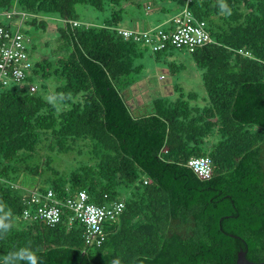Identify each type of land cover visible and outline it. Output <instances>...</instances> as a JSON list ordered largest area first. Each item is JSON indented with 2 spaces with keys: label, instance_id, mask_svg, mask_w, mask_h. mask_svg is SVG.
<instances>
[{
  "label": "trees",
  "instance_id": "trees-1",
  "mask_svg": "<svg viewBox=\"0 0 264 264\" xmlns=\"http://www.w3.org/2000/svg\"><path fill=\"white\" fill-rule=\"evenodd\" d=\"M143 3L0 0V14L12 12V22L25 14L26 24L45 31L46 18H58L55 59L33 63L23 82L0 84V202L13 214V227L0 238V264L29 242L39 264H236L241 250L264 261V0H194L190 9L213 40L189 52L202 71L206 103L194 104L198 94L177 83L175 99L156 97L136 115L124 93L144 69L137 61L152 52L166 63L175 50L153 52L118 34L125 6ZM78 5L111 8V15L103 25L85 24ZM38 78L54 82V99L49 86L40 92ZM74 152L89 161L52 166ZM202 156L212 160L210 178L189 166ZM23 174L41 176L43 186L22 187ZM36 188L59 198L84 189L91 202L126 206L108 224L105 242L87 246L84 225H70L66 214L55 226L23 218Z\"/></svg>",
  "mask_w": 264,
  "mask_h": 264
},
{
  "label": "built area",
  "instance_id": "built-area-1",
  "mask_svg": "<svg viewBox=\"0 0 264 264\" xmlns=\"http://www.w3.org/2000/svg\"><path fill=\"white\" fill-rule=\"evenodd\" d=\"M194 0H186L181 11L172 19L171 27L155 26L149 29L132 27H116L118 34L125 39L143 42L153 52L166 48H181L194 52L198 47L212 42L211 33L203 20H197L190 9ZM12 22L13 13L0 14ZM26 15L21 18L23 21ZM75 24H79L75 22ZM27 36L22 28H13L12 24L0 21V84L7 86L11 82H23L30 74L33 62L27 46ZM239 53L252 57L250 51L240 49ZM31 92L38 89L37 84L29 86ZM189 166L201 177L210 178L213 174L212 160L208 156L195 157ZM27 207L23 218L36 220L49 226H55L62 221L64 214L72 225L75 221L85 227V243L87 246H100L107 239L108 224L117 220L125 209L124 200H114L108 204H98L90 201L88 192L84 189L66 198H59L52 189L36 188L29 193Z\"/></svg>",
  "mask_w": 264,
  "mask_h": 264
},
{
  "label": "rangeland",
  "instance_id": "rangeland-1",
  "mask_svg": "<svg viewBox=\"0 0 264 264\" xmlns=\"http://www.w3.org/2000/svg\"><path fill=\"white\" fill-rule=\"evenodd\" d=\"M164 3L168 4L167 7L170 8V11L165 12L164 15L173 16L178 12L179 5L176 2L165 1ZM125 8L127 9V13H123L124 18L120 22L121 27H130L132 21L135 22L136 27L134 28L137 29H146L143 27L149 26H146L141 21H138V19H140L146 22L149 17L144 3L141 8L132 6V4L125 6ZM77 12L79 13L83 23L89 25H103L106 18L111 15V8L102 12L87 5H78ZM46 19L48 26L45 31L34 28L26 24L25 21L21 22L20 19L16 22H12L13 28L20 26L24 32H26L28 39L27 46L33 63L41 61L43 58L55 59L53 52L57 47L58 34L55 23L58 18L54 16L47 17ZM151 21L154 24L158 23L157 21H154V18H151ZM163 61L167 62H157L155 60V55L152 52L145 54L143 58L137 61V64H143L144 69L141 74L138 75L139 80L124 93L128 104L131 106L136 115L146 114L148 112V107L151 106L152 100L156 97L163 96L175 99L178 96V92L174 87L177 83L180 84L186 92H196L198 94L197 100L193 101L194 104L203 106L206 103L205 99L207 98V92L202 81V71L198 68L188 50L175 48L170 56L167 58L164 57ZM170 62L182 65L184 68L181 71L173 73L169 67ZM36 83L40 87V92L45 90L41 87L42 85L49 86L46 95L50 99H54L53 92L51 90L53 89L52 86L54 85V82L38 78ZM46 152L47 151H43L40 152V154L44 156L43 154H46ZM88 161L89 159L86 153L78 154L74 152L68 154V156L59 155V157L52 163V166L59 170H68L76 168L80 164ZM19 182L23 185L22 187H24L25 184H28L31 187L43 186L41 176L23 174L19 179ZM122 194L123 196L127 195V193Z\"/></svg>",
  "mask_w": 264,
  "mask_h": 264
},
{
  "label": "clouds",
  "instance_id": "clouds-1",
  "mask_svg": "<svg viewBox=\"0 0 264 264\" xmlns=\"http://www.w3.org/2000/svg\"><path fill=\"white\" fill-rule=\"evenodd\" d=\"M5 205L0 202V238H3L13 227V214L11 209L5 211ZM38 250L31 247V242L27 246L21 247L15 251L9 252L3 257V264H39L40 257ZM118 264V262H115Z\"/></svg>",
  "mask_w": 264,
  "mask_h": 264
},
{
  "label": "crops",
  "instance_id": "crops-1",
  "mask_svg": "<svg viewBox=\"0 0 264 264\" xmlns=\"http://www.w3.org/2000/svg\"><path fill=\"white\" fill-rule=\"evenodd\" d=\"M144 2L145 8L147 10V13L149 14V17L147 18V21H143L138 19V21H141L144 25H149L148 27H143L146 29L153 28L155 26L162 25L163 27H171L172 26V19L173 17L180 11V6L179 10L176 14L173 16H166L164 15L166 12V9L169 8L167 7L168 4H165L164 2H161V0H142ZM134 18V17H133ZM132 18V19H133ZM146 18V17H144ZM151 18H154V21H157V24H154L151 21ZM132 28L136 27L135 22L132 21L131 26Z\"/></svg>",
  "mask_w": 264,
  "mask_h": 264
},
{
  "label": "water",
  "instance_id": "water-1",
  "mask_svg": "<svg viewBox=\"0 0 264 264\" xmlns=\"http://www.w3.org/2000/svg\"><path fill=\"white\" fill-rule=\"evenodd\" d=\"M236 264H264V261L261 262L252 261L247 257V251L241 250L238 253V259Z\"/></svg>",
  "mask_w": 264,
  "mask_h": 264
}]
</instances>
